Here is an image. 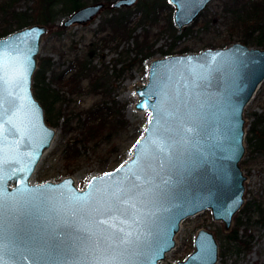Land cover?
Returning a JSON list of instances; mask_svg holds the SVG:
<instances>
[{
  "label": "water",
  "instance_id": "water-1",
  "mask_svg": "<svg viewBox=\"0 0 264 264\" xmlns=\"http://www.w3.org/2000/svg\"><path fill=\"white\" fill-rule=\"evenodd\" d=\"M212 1L168 0L174 9L173 22L178 30L190 26ZM136 2L116 0L113 7L128 8ZM103 6L102 3L84 6L67 16L61 25L69 28L88 23ZM47 33V26L33 24L0 38V52L5 54L6 63L11 62L10 67L25 63L28 67L23 83L5 86V100H17L16 106L4 104L6 163L0 172V181L5 196L11 198L25 186L32 189L44 186L45 190L77 196H86L91 191L98 205L104 204L107 194L130 174L129 170L140 167L143 161L138 158L145 147L149 149V159L157 154L154 145H146L152 134L164 142L168 162L159 170L153 185L145 186L147 196L136 202L131 214L111 222L117 229L124 228L135 235L146 234V242L140 247L115 252L100 250L91 255L107 258L106 264H140L148 258L151 264H216L218 244L213 233L204 228L196 232L193 250L185 259L165 262V256L175 246V235L186 217L209 209L213 219L221 221L228 231L233 216L244 203L246 177L240 166L245 151L243 111L264 81V50L234 43L226 48L152 59L145 83L135 89V108L149 110L150 117H156L152 105L161 100L163 90L167 93L163 108L172 114L167 118L168 123L162 118L163 127H160L155 120L152 123L148 120L143 135L132 146V156L112 170L91 176L80 189L71 176L57 182H31L38 162L55 136V129L47 124L44 109L32 90L37 56ZM6 223H9L7 218ZM45 223L49 245L22 260L6 231L0 249L2 264H33V255L39 264H86L58 243L65 238L61 220ZM85 225L88 226L86 221Z\"/></svg>",
  "mask_w": 264,
  "mask_h": 264
},
{
  "label": "rangeland",
  "instance_id": "rangeland-1",
  "mask_svg": "<svg viewBox=\"0 0 264 264\" xmlns=\"http://www.w3.org/2000/svg\"><path fill=\"white\" fill-rule=\"evenodd\" d=\"M141 1L137 0L133 6L128 8L133 15L131 18L132 25H136L135 35L148 33L152 51L154 52L152 58L140 65L137 62L139 55L134 51L133 40L121 43L116 49H114L113 44L111 47L104 49L98 45L99 49L92 52L89 55V59L97 68L102 66L107 70L108 78L104 82L107 89H94L89 92L85 89L80 95L66 94L68 95L66 97L70 99L68 111L73 113L70 115L73 128L70 132L65 133L62 128V119L58 121L57 125L48 124L55 129V136L51 146L44 152L36 166L31 177L32 183H42L47 180L57 182L65 176H71L75 185L82 189L91 176L112 170L123 164L132 156V146L143 135L145 125L150 117L149 110H137L135 108L137 101L135 89L138 85L145 83L149 62L154 58L181 54L180 50L186 46H188L190 52H201L204 49L230 46L227 45V40L225 41L230 32L228 29L231 27L233 30L236 27L232 25L231 19L224 24L217 17V8L221 6V2L219 4L218 0H213L205 8L202 16L197 19L198 25L188 26L191 28L185 36L183 35L185 29L178 30L173 22L174 9L168 0L166 1L171 8L163 10L155 21L141 19ZM162 1L157 0L155 3ZM114 2L112 1V3ZM101 3L104 5L103 8L88 23L71 26L62 35H46L37 56V67L41 58L51 57L54 63L53 68L57 72L63 70L66 67V58L62 59L60 56V52H63L61 46L69 47L68 44L73 42L75 50L83 48L85 44H89V41L92 40L91 32L97 28L102 17L111 15L113 9L119 10L114 7L112 9L107 7L104 2ZM93 4V2L88 1L86 6ZM168 13H170V16ZM65 18L66 16L58 17L55 23L62 24ZM168 20L175 27V33L164 29L163 26ZM202 24H207L208 28L200 27ZM236 30L239 33V29ZM239 36L240 33L233 36L232 44L241 43L237 42ZM174 37L180 38L174 41ZM250 48L262 49L258 47ZM133 59L135 64L128 69L129 63ZM86 84L84 82V85ZM41 105L43 107V104ZM111 105L114 111L108 115L110 116L109 119L111 121H113L114 117L116 119H114L115 126L107 132L109 133L108 137L99 139L97 143L83 141L80 128L86 111L98 107L105 110L107 106ZM45 115L44 109V117ZM243 117L245 120V151L240 161L241 169L246 177L244 181L243 205L255 199L261 204L264 215V153L254 152V147L250 146L246 141V136L254 137V135H257L261 125L264 124V121L263 123L259 122V117L264 118V81L245 106ZM119 119L122 120L120 121ZM252 127H254V133L251 132ZM68 142L74 143L78 150L79 156L74 161L66 160L62 155V148ZM238 211L233 216L232 224L228 231L223 228L221 221L213 219L209 209L186 217L181 222L180 229L175 235V246L165 256V262L175 263L185 259L193 250V239L196 232L204 228L211 231L217 241L219 253L216 264H264V218L259 222H253L251 226L253 232L251 252L236 254L225 249L229 245L227 234L236 224ZM257 218L258 216L254 215L253 219ZM243 219L242 221H244ZM223 250L224 255H222Z\"/></svg>",
  "mask_w": 264,
  "mask_h": 264
},
{
  "label": "trees",
  "instance_id": "trees-1",
  "mask_svg": "<svg viewBox=\"0 0 264 264\" xmlns=\"http://www.w3.org/2000/svg\"><path fill=\"white\" fill-rule=\"evenodd\" d=\"M88 1L94 4L104 2L107 7L112 9V1L116 0H0V38L33 24L47 26V36L62 35L67 28L61 24H56V19L61 16H69L76 10L86 6ZM155 2L157 0L141 1V19L155 21L163 10L171 8L166 0ZM218 2L219 4L221 2V6L217 8V17L224 24L231 19L232 25L236 27L233 29L234 32L231 27L228 29L230 32L228 38L225 39L227 45H231L233 36L240 33L237 42L264 50V0H218ZM202 14L203 12L199 16H202ZM109 15L102 17L97 28L91 32L92 40L89 41V44H85L83 48L75 50L73 42L68 44L69 47L61 46L63 52H60V56L62 59L66 58V67L63 70L57 72L53 68L52 58L43 57L33 73V94L43 104L47 124L57 125L58 121L62 119V128L65 133L70 132L73 128L70 116L73 113L68 111L70 99L66 96L80 95L85 89L87 92L94 89H107L104 84L108 78L107 70L102 66L97 68L89 59V55L99 49L98 45L104 49L111 47L113 44L114 49H116L121 43L133 40L134 51L139 55L137 62L140 65H143L144 61L151 59L153 56L154 52L148 33L135 35L136 25H132L131 18L133 15L129 8L113 9L111 15ZM168 15L170 16V13ZM197 19L191 24L192 26L198 25ZM207 24H202L200 27L207 29ZM163 27L169 32H176L175 27L169 20L166 21ZM190 28H184V36ZM236 29H239V33ZM179 38L174 37V41ZM187 52H190L188 46L180 50V53ZM134 64L133 59L130 61L128 69ZM84 82L87 84L84 85ZM113 111L112 105L107 106L105 110L98 107L86 111L80 128L81 139L97 143L99 139L108 137L109 133L107 132L115 126L114 119L116 118L114 117L111 121L110 116H108ZM263 121L264 118L259 117V122L263 123ZM251 132H255L254 127L251 128ZM246 141L254 147V152L264 153V124L261 125L257 135H254V137L246 136ZM62 155L66 160L71 161L79 156L75 144L69 142L62 148ZM254 215L258 216L255 220L253 219ZM263 218V210L259 202L254 199L252 202L245 203L238 211L234 228L227 234L229 245L225 249L236 254L251 252L253 241L251 226L253 222H259ZM222 255H224V250Z\"/></svg>",
  "mask_w": 264,
  "mask_h": 264
},
{
  "label": "snow or ice",
  "instance_id": "snow-or-ice-1",
  "mask_svg": "<svg viewBox=\"0 0 264 264\" xmlns=\"http://www.w3.org/2000/svg\"><path fill=\"white\" fill-rule=\"evenodd\" d=\"M10 63H6L5 54L0 52V172L3 171L6 163L3 152L5 144L3 125L7 111L4 104L7 102L12 106L17 105V100H5V86L23 83L28 72L25 63H17L15 67H10ZM166 99L167 93L162 90L161 100L156 105H152L157 116L150 117L149 123L155 120L156 125L163 127L162 118L165 123H168L167 118L172 114L163 108ZM137 144H140V140ZM146 145H154L157 154L149 159L147 156L149 149L145 147L142 156L138 158L143 161L140 167L137 170H129L130 174L111 193L107 194L104 204L98 205L91 191L86 196H77L64 191L45 190L44 186L35 189L25 186L8 198L0 181V249L3 247L6 231L18 248L21 260L26 255L47 247L49 240L45 222L57 218L61 220L65 233L64 240H59L58 243L64 251L79 257L86 264H93V262L106 264L107 258L91 255L100 250L115 252L121 248L140 247L142 242H146V234L135 235L124 228L117 229L111 222L117 220L119 216L131 214L136 208V202L147 196L148 189L145 186L153 185L159 170L163 169L168 162V157L164 155L167 148L163 141L150 134ZM123 205H129V207L126 208ZM6 218L9 223H6ZM85 221L88 226L85 225ZM32 260L33 264H39L34 255ZM140 264H151L150 258L141 261Z\"/></svg>",
  "mask_w": 264,
  "mask_h": 264
}]
</instances>
